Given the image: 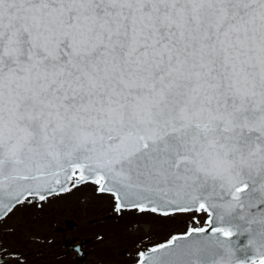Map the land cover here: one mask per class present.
I'll use <instances>...</instances> for the list:
<instances>
[{
  "label": "snow or ice",
  "instance_id": "1",
  "mask_svg": "<svg viewBox=\"0 0 264 264\" xmlns=\"http://www.w3.org/2000/svg\"><path fill=\"white\" fill-rule=\"evenodd\" d=\"M87 183L207 214L137 264H264V0H0V219Z\"/></svg>",
  "mask_w": 264,
  "mask_h": 264
},
{
  "label": "rangeland",
  "instance_id": "2",
  "mask_svg": "<svg viewBox=\"0 0 264 264\" xmlns=\"http://www.w3.org/2000/svg\"><path fill=\"white\" fill-rule=\"evenodd\" d=\"M97 187L93 183L82 184L45 201L37 198L30 204L17 206L0 219V253L8 252L4 245L10 249L22 246L25 253L35 251L28 260L37 254L49 256L51 260L44 264H136L139 251L187 231L194 221L203 223L207 219L206 213L193 216L172 212L163 216L134 209L117 213L112 195L99 193ZM67 219L75 222L74 228L67 227ZM59 226L67 233L90 239L85 259H76L71 254V259L64 256L54 261V253L63 252V232ZM14 236L21 238L18 245L12 242Z\"/></svg>",
  "mask_w": 264,
  "mask_h": 264
},
{
  "label": "flooded vegetation",
  "instance_id": "3",
  "mask_svg": "<svg viewBox=\"0 0 264 264\" xmlns=\"http://www.w3.org/2000/svg\"><path fill=\"white\" fill-rule=\"evenodd\" d=\"M31 199V198H30ZM65 223L67 225V227L69 228H74L75 227V222L72 221L71 219H67L65 220ZM196 224H198L199 226L203 227L205 226L204 222L203 223H199L198 221H195ZM192 226H195L192 224ZM191 226V227H192ZM59 231L63 232L62 235V242H61V246L63 248V252H57L54 253V261L61 259L64 256H70L75 255L76 259H85L87 257V255L89 254L86 248V245L88 243H90V239L86 238V237H78L77 235L74 234H70L67 233L65 231V228L62 226H59ZM186 232V231H185ZM184 232L178 233V234H183ZM177 234V235H178ZM21 238L19 236H14L12 238V242L16 243V245H18L20 243ZM166 242V241H164ZM161 242V243H164ZM158 243V244H161ZM156 244V245H158ZM4 245V244H3ZM155 246V245H153ZM148 247L147 249H150L151 247ZM10 246L4 245V250L8 251L4 254L0 253V258H3L6 261V264H37L39 262L41 263H46L47 261L49 262L50 257L49 256H41L40 254H37L36 256H33L31 260H28V256L33 255V253H35V251L30 250L29 253H25L24 248L22 246H16V247H12L10 250ZM146 249V250H147ZM72 257L70 256L69 259H71Z\"/></svg>",
  "mask_w": 264,
  "mask_h": 264
},
{
  "label": "water",
  "instance_id": "4",
  "mask_svg": "<svg viewBox=\"0 0 264 264\" xmlns=\"http://www.w3.org/2000/svg\"><path fill=\"white\" fill-rule=\"evenodd\" d=\"M170 211H171V210H170ZM178 235H180V234H178ZM182 243H186V241H182ZM147 250H148V249H147ZM147 250H146V251H147Z\"/></svg>",
  "mask_w": 264,
  "mask_h": 264
}]
</instances>
